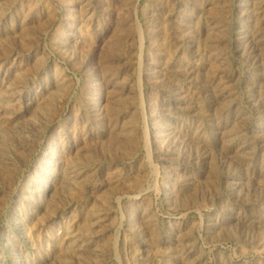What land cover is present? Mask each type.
<instances>
[{"label":"rangeland","instance_id":"obj_1","mask_svg":"<svg viewBox=\"0 0 264 264\" xmlns=\"http://www.w3.org/2000/svg\"><path fill=\"white\" fill-rule=\"evenodd\" d=\"M0 264H264V0H0Z\"/></svg>","mask_w":264,"mask_h":264},{"label":"bare ground","instance_id":"obj_2","mask_svg":"<svg viewBox=\"0 0 264 264\" xmlns=\"http://www.w3.org/2000/svg\"><path fill=\"white\" fill-rule=\"evenodd\" d=\"M262 49V48H261ZM68 169H69V171H70V173H74V170H73V168L71 167V166H68ZM70 175H72V174H70ZM69 175V176H70ZM70 178V177H69Z\"/></svg>","mask_w":264,"mask_h":264}]
</instances>
